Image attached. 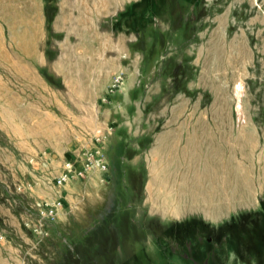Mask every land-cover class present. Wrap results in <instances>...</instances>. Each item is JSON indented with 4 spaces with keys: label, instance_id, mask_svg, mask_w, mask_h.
I'll return each mask as SVG.
<instances>
[{
    "label": "rangeland",
    "instance_id": "rangeland-1",
    "mask_svg": "<svg viewBox=\"0 0 264 264\" xmlns=\"http://www.w3.org/2000/svg\"><path fill=\"white\" fill-rule=\"evenodd\" d=\"M113 2L101 22L109 36L108 73L113 79L134 72L136 98L147 89L150 103L140 106L144 120L135 123L133 136L116 143L115 151L128 158L120 176L110 166L117 161L112 134L95 135L106 137L110 194L103 190L100 205L58 222L66 214L63 205L54 220H38L36 212L41 197L65 201L63 188L52 185L63 164L58 170L45 145V132L60 112L49 109L50 95L28 77L31 70L38 73L26 56L35 53L27 45L37 40V7L34 0H0V264H264V206L218 227L197 219L147 222L145 168L140 161L136 168L127 164L133 153H147L152 136L185 124L198 128L207 151L221 141L227 153H264V0H153L152 13L140 10L139 19L136 13L119 16L128 4ZM48 44L57 45L54 38ZM38 102L47 108L35 109ZM127 107L108 109L112 128L115 115L135 116ZM86 138L85 149L93 148V137ZM123 140L128 145L121 149ZM29 182L32 190H17ZM37 220L47 226L33 237Z\"/></svg>",
    "mask_w": 264,
    "mask_h": 264
},
{
    "label": "crops",
    "instance_id": "crops-1",
    "mask_svg": "<svg viewBox=\"0 0 264 264\" xmlns=\"http://www.w3.org/2000/svg\"><path fill=\"white\" fill-rule=\"evenodd\" d=\"M34 1L37 40L27 45L34 48L35 53L26 56L38 73L31 70L28 77H33L50 95L49 109L60 112L52 119L54 126L51 130L45 132L49 136L45 145L54 156L51 162L60 170L68 156H74L85 147L86 137L105 131L112 134L115 143L111 153L120 156L122 164L128 158L115 151L116 143L129 134L133 136L135 123L144 120L140 106L144 102L150 103L152 92L146 89L142 97L136 98L137 90L135 86L131 87L134 72H131L127 77L122 74L126 77V84L123 83L120 90L108 93L112 80L108 73L109 36L107 27H102L101 22L102 16L109 11V0H57L58 10L51 30L53 36L60 37H51L57 43L54 47L48 44L44 0ZM125 1V5H129L139 0ZM0 28L4 30L1 25ZM131 48L128 45L127 50ZM48 49L55 52L51 59L47 58ZM137 65L143 67L142 58ZM41 70H47L54 79H61V86L49 85ZM136 72L139 73L140 68ZM125 104H128V112L134 111L135 116L123 113L117 118L115 115L112 117V122H116L114 129L108 122V109L116 110L121 105L125 108ZM40 107L47 108L46 102L35 103V109ZM184 126L178 127L180 137L176 127L159 132L155 138L152 136L147 153H133L127 160L131 168H136L139 161L145 168L142 207L147 222L176 225L197 219L218 227L241 214L260 211L264 198V153H240L245 157L232 153V150L227 153L222 149L221 141L213 142V149L207 151L198 128L190 130ZM82 132L86 134L79 135ZM125 143L128 145L127 140L121 142V149ZM105 179L107 184L95 175L83 184L77 182L64 187L61 192L65 201L62 202L67 209L66 214L59 216L58 222L71 216L76 220L84 210L92 208L90 205H100L103 190L105 195L110 194L109 187H106L109 183L107 175ZM40 193L44 195V192Z\"/></svg>",
    "mask_w": 264,
    "mask_h": 264
},
{
    "label": "built area",
    "instance_id": "built-area-1",
    "mask_svg": "<svg viewBox=\"0 0 264 264\" xmlns=\"http://www.w3.org/2000/svg\"><path fill=\"white\" fill-rule=\"evenodd\" d=\"M124 83V77L122 73H119L118 75H115V77L111 80L109 86H108V93L112 94L117 92L121 89ZM106 99H104L105 101ZM111 128V127H109ZM111 130V129H109ZM106 134L110 135L109 132ZM96 135V134H95ZM95 135H93V148L85 149L80 152L81 153H75L74 156H69L67 159H65L63 163V167L61 170V173L53 178L52 185L53 187H59L64 188L65 185L68 183L76 180L78 182L89 178L90 176H93V174H96L101 182H104V176L108 171L109 163L107 161L106 157V150L103 147V143L106 141V137L103 136L102 138H97ZM102 142V145L99 144ZM42 161V160H41ZM37 175V172H36ZM40 176V175H37ZM34 182L26 183L25 185H22V187H17L18 191H21L23 189V186H26L29 188V191L32 190V185ZM60 191H62L60 189ZM62 194V192L60 193ZM41 197V201L37 203L36 212L37 217L39 220L40 218H48L46 220L55 219V217L58 215L60 210L62 209L63 202L61 200V196H58L55 199L50 198H44ZM38 220L36 222H38ZM34 222V223H36ZM41 220L38 222V224L35 225L34 228V235H40L43 232H45V227L47 224L40 223ZM33 223V224H34ZM43 224V225H42ZM42 228V229H41Z\"/></svg>",
    "mask_w": 264,
    "mask_h": 264
},
{
    "label": "trees",
    "instance_id": "trees-1",
    "mask_svg": "<svg viewBox=\"0 0 264 264\" xmlns=\"http://www.w3.org/2000/svg\"><path fill=\"white\" fill-rule=\"evenodd\" d=\"M56 2H57V0H44V14H45V18H46V30H47V35L49 36V39L53 36L52 30H51V25H52V22H53V19H54L56 13H57V10H58ZM152 3H153V0H139L135 3H131L125 7V11L119 12V16L123 15V17H124L127 14L128 17H131V16H133V13H136L135 16H137V18L139 19V17H140L139 11L140 10H142V11L146 10V12L152 13ZM174 4H175V1H174ZM174 4H173V6H174ZM178 6H179V4L176 3L175 7H178ZM142 15L143 14H141V17H142ZM57 37H60V35H58ZM50 53H51V50L48 49L46 54H47V58H49V59H51ZM41 74L47 80V82L51 83L52 85H54L56 87L61 86V83L59 81H57V84L52 83V79H54V78L51 74H49L47 72V70H41ZM111 169L114 172L119 171L118 174L120 176V170H121V157L120 156H117V161L111 163ZM261 206H264V201H261ZM99 219L100 218H95L94 220L97 223L103 222V221H100ZM225 225H227V224H225ZM86 234L87 233H85V236H86ZM66 241L68 242V240H66Z\"/></svg>",
    "mask_w": 264,
    "mask_h": 264
}]
</instances>
